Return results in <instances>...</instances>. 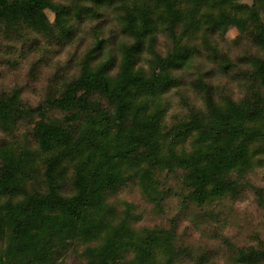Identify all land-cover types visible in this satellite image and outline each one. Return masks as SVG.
<instances>
[{"label":"trees","instance_id":"obj_1","mask_svg":"<svg viewBox=\"0 0 264 264\" xmlns=\"http://www.w3.org/2000/svg\"><path fill=\"white\" fill-rule=\"evenodd\" d=\"M106 10L120 57H103L114 38L95 26L62 90L58 72L37 105L23 86L0 91V264H218L178 242L174 220L145 222L141 197L152 216L174 191L186 208L249 188L264 203L249 180L264 167V0H0L4 54L28 33L68 50ZM233 27L256 52L221 50L212 35ZM212 74L245 96L219 102ZM228 261L264 264V238Z\"/></svg>","mask_w":264,"mask_h":264},{"label":"rangeland","instance_id":"obj_2","mask_svg":"<svg viewBox=\"0 0 264 264\" xmlns=\"http://www.w3.org/2000/svg\"><path fill=\"white\" fill-rule=\"evenodd\" d=\"M243 2L252 3V0H243ZM106 13V16L101 19L84 22L75 43L68 50L63 49L61 45L52 44V47L55 46L54 48L59 52L53 50L51 52L44 36H39L36 39L31 33L24 35L17 41L15 52L7 55L11 60L19 62V65L14 68L5 62L4 56L6 55L3 44L7 39L0 32V91L23 86L25 101L30 105H37L45 97L47 88L52 85V79L58 72L64 79L57 81V89L62 90L65 81L78 75V70L72 66L94 43L93 28L95 26H101L108 36L114 38L111 45L105 50L103 57H107L109 54L120 57L123 39L120 36H115L117 32L113 29L115 25L112 10H106ZM47 14L53 21L54 15L49 11ZM238 35V29L233 27L225 34L216 33L212 37L218 42L221 50L229 52L232 57L240 56L241 53L256 52V48L249 40L244 38L236 40ZM168 48L169 43H165L163 40L159 51L166 52ZM33 68H35L34 76L30 74ZM183 77L187 83L188 76L184 75ZM211 80L216 88V99L219 102L223 103L227 96L235 100L245 96L246 87L239 81H233L222 74H212ZM176 93L177 89L167 95L171 97L173 108L179 109L177 108L179 99ZM190 95L193 98L192 92ZM249 180L252 185L264 188V167L255 168L249 174ZM171 183L173 187H177L173 185L174 183L176 185V181H169L168 185ZM163 187H166V184ZM246 187L249 188V186ZM176 193L177 191H174L165 200V214L155 216L149 212L151 206L142 196L145 222L151 221L170 227L174 220L179 236L178 242L183 241L197 253L211 251V259L218 264H230L228 259L235 250L257 245L259 240L264 238V203L260 202L259 196L250 188L244 197L236 196L237 198L233 200L222 199L212 202L206 207L193 204H190L189 208L183 207L181 199Z\"/></svg>","mask_w":264,"mask_h":264}]
</instances>
